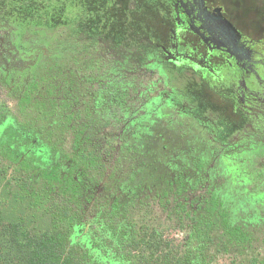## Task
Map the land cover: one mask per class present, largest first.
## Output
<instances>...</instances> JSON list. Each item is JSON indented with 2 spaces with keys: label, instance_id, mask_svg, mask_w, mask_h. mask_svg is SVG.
Returning a JSON list of instances; mask_svg holds the SVG:
<instances>
[{
  "label": "trees",
  "instance_id": "16d2710c",
  "mask_svg": "<svg viewBox=\"0 0 264 264\" xmlns=\"http://www.w3.org/2000/svg\"><path fill=\"white\" fill-rule=\"evenodd\" d=\"M82 52L54 42L25 74L0 68V264H264V231L207 185L198 156L170 168L144 124L103 140L121 96L89 107Z\"/></svg>",
  "mask_w": 264,
  "mask_h": 264
},
{
  "label": "rangeland",
  "instance_id": "374dc122",
  "mask_svg": "<svg viewBox=\"0 0 264 264\" xmlns=\"http://www.w3.org/2000/svg\"><path fill=\"white\" fill-rule=\"evenodd\" d=\"M215 1L226 2L237 25L247 28V31L257 37L264 36V0ZM64 3H67V7H63ZM58 4L49 6L48 1L46 3L43 0H0V18H3L0 22L5 20L14 27L7 28L10 35L6 37L7 33L0 26V49L3 56L0 66L5 69L9 65L13 67L14 64L17 68L22 67L24 61L31 59L27 56L32 54V50L46 53L49 45L54 42L64 50L71 47L75 49L78 42L80 43L76 41V35L80 31L89 33L94 26L99 32H104L102 28L105 27L107 33L109 32L108 40L100 38L90 41L89 45L82 42L79 46L88 50L83 51L80 56L84 62L82 72L87 74V78L93 77L95 81L94 85L88 84L90 108L94 106L100 110L97 113H102L103 105L127 92L125 107L117 110V116L119 113L124 115L125 112L126 116H118V129L113 125L108 131H102L103 140L115 145L125 129L131 131L144 124L158 145L156 151L160 148L161 154H165V158L169 157L170 168H174L175 162L180 160L186 161L184 164L190 167L198 156L197 159L202 164L199 166L205 168L207 185L237 214H251L254 228L257 226L258 230L264 231V159L254 164L250 161L241 162L243 155L235 152L237 146L248 142L251 132H255V119L216 113L214 127L209 120H199V116L193 122L179 118V109L171 110V104L179 107L184 101L178 96L176 84L164 76L163 69L159 67L152 51L154 37L150 17L153 10L145 7L133 9L125 3L108 5L112 7L109 9L96 7L90 1L89 8L92 13L88 18L91 21H76L73 28L70 24L73 20L70 15V0H59ZM108 22L109 25L106 24ZM62 25L64 26L61 27ZM60 29H65L68 37L76 40L47 39L58 34ZM95 60L100 68L103 67V72L97 68ZM177 81L181 87L182 78ZM79 96H82L81 92ZM195 100L198 101L197 98ZM203 103H195V113L203 112ZM167 112L170 113L165 116ZM148 120L153 123L146 126ZM255 128L261 131L264 138V127ZM154 218L167 241L174 244L182 241L183 232L167 224L159 213ZM218 264H228L227 259H218Z\"/></svg>",
  "mask_w": 264,
  "mask_h": 264
},
{
  "label": "flooded vegetation",
  "instance_id": "af4514ba",
  "mask_svg": "<svg viewBox=\"0 0 264 264\" xmlns=\"http://www.w3.org/2000/svg\"><path fill=\"white\" fill-rule=\"evenodd\" d=\"M49 6L58 4L59 0H43ZM93 1L96 7L108 5H121L125 3L129 8L151 9L150 17L153 29L154 42L152 51L157 58L159 67L163 69L164 76L170 78L177 86L178 96L183 99L179 107L169 106L171 110H180L177 116L187 120L206 119L212 126L216 125V113L223 116H235L255 119V127H264V36L257 37L247 31V28L236 24V19L229 12L226 2L215 0H70V22L74 28L77 21H91L89 2ZM229 1V0H228ZM119 3V4H118ZM67 7V3L62 4ZM66 10V8H65ZM63 10V12L65 11ZM237 18V17H236ZM3 19V18H0ZM238 19V18H237ZM102 23V22H101ZM109 25V22L106 23ZM13 25H16L13 23ZM0 26L7 33L11 26L7 21L0 22ZM62 25L61 27H63ZM17 27V26H15ZM60 27V28H61ZM13 29L14 27L11 26ZM99 32L92 27L91 32L80 31L76 39L68 37L65 29L58 34L47 38L51 41H66L70 38L78 42L76 51L81 49V43L92 40H108L109 32L105 27ZM4 37V36H3ZM3 37L1 39H3ZM42 39V38H41ZM42 40H45L43 38ZM83 46V45H82ZM28 51H31L28 49ZM28 54V53H27ZM43 52L32 50L24 61L22 67L0 68L8 73H27L34 67L35 62ZM0 49V60L2 58ZM103 72V67L101 68ZM182 78L180 87L178 79ZM95 84V81L92 85ZM178 84V85H177ZM169 85V84H168ZM169 89V86H167ZM209 90V92H208ZM127 92L120 98L121 109L125 107ZM167 95V94H166ZM203 101L204 109L201 114L195 113V103ZM214 104V106L212 105ZM9 108L12 103L6 102ZM169 105V103H168ZM211 105V106H209ZM168 108V111H171ZM170 112L164 114L168 116ZM183 113V114H182ZM117 113L110 116H117ZM119 113L118 116H122ZM126 116V112L123 115ZM202 121V120H201ZM193 122H195L193 120ZM254 127L248 142L236 148V154H242L241 162L250 161L254 164L264 159V138L261 131ZM111 127L104 128L108 131ZM260 137V138H259ZM260 144V145H259Z\"/></svg>",
  "mask_w": 264,
  "mask_h": 264
}]
</instances>
